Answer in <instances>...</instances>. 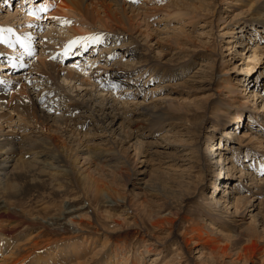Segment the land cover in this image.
Returning <instances> with one entry per match:
<instances>
[{
    "label": "bare ground",
    "instance_id": "bare-ground-1",
    "mask_svg": "<svg viewBox=\"0 0 264 264\" xmlns=\"http://www.w3.org/2000/svg\"><path fill=\"white\" fill-rule=\"evenodd\" d=\"M2 1H6L9 7L10 2L14 0H0L3 4ZM18 1V7L14 4L15 12L8 8L0 12V264H31L25 260L29 254L27 245L34 243L41 235L35 234L27 238L25 234L14 233L16 226L12 215L17 208V202L22 200L28 207L40 196L44 200L57 196L67 197L71 194L73 186L79 184L81 188L92 189L95 194L108 192L110 188L99 185L100 182L96 181L94 174H100L102 178L107 168L112 170L127 166L133 173L131 176L141 174L136 167L138 163L143 167L146 163L139 161L143 155V139L162 134L164 127H168V131L173 132V135L178 134L177 129L181 127L185 134L193 136L192 138H206L203 141L205 146L197 144L192 148V145L190 154L194 155L202 170H210L212 179L213 176L216 179L218 177V174H215L218 168L214 156L220 151L218 166L223 165L224 176L228 179L226 183L230 186L226 185L220 192H217L218 187L215 186L216 196L210 197L209 200L216 202V208L220 205L223 209L229 206L234 209L236 219L233 217V222L236 227L231 225L234 229L240 227L241 236L248 238L251 230V234L255 232L250 228L251 224H245L250 218L255 222L264 219V119L257 116L264 115V108L258 111L255 105L251 108L249 103L250 98L252 102L257 103L259 99L256 97L261 92L246 91L247 95H250L246 101L231 104L229 102H236L231 94H235L237 98L243 96L244 90L238 87L230 89L223 84L221 89L214 90L217 94L216 106L221 104L224 109L229 110L238 104L236 110L240 113L236 118H242L243 113L247 112L249 121L257 127L247 128L251 132L246 133V136L234 135V143L224 140L219 144L215 143L211 136L204 135L207 116L200 115L197 109L191 111L190 108L184 107L176 101L177 98L159 96L160 98L155 97L148 102L146 99L136 102L134 98L130 103L127 100L119 102L118 98L111 101L105 87H109V81L115 78L134 80V83H143L142 86L145 87L154 83L161 87L166 85L164 80L180 79L184 74L191 73L196 63L192 55H188L190 64H187V61L182 63L181 59L176 60L173 57L177 53L175 50H182L183 46L193 41L184 27L195 29L199 26V20H204L202 28L207 27L201 38H207L210 31L217 29L221 22L223 25L219 39L229 44L234 43V48H238L235 52L242 53L241 56L245 55L252 42L247 39L248 31L253 36L256 34L261 40L264 39V36H260V33L264 34V0ZM26 4L29 7H24ZM215 4H223L225 10H233L229 11L230 13L235 10L238 13L233 17L227 12L222 15L224 11L218 12ZM211 11L214 12V18L209 20L207 17ZM244 14L246 17H242ZM19 16L22 18L18 19ZM159 18L168 28L163 31L172 33L167 36V42H174L176 48L170 45L165 48L162 45L164 40L156 41L153 44L159 45L160 51L158 55H153V44L150 43L152 38H155V30L151 29V23ZM233 26L237 27L231 29ZM43 29L47 30L45 35L41 32ZM180 39L183 40L178 41ZM37 43L40 45V51L36 47ZM200 43H204L205 49L209 44L203 40ZM192 46L198 49L199 45L194 41ZM240 47L245 49L240 50ZM204 48L202 49L205 50ZM251 50L253 47L249 52ZM254 50L252 57L255 59L258 57L256 52H264V47H256ZM90 51L93 53H90L91 56L87 59L92 57L93 63L90 64L88 74L81 70L76 73L75 66L63 63V60L72 58L73 53L79 58L82 53ZM97 51L100 52L98 57L95 56ZM208 52L211 56L209 65L207 63L206 66L210 69L209 76L215 80L217 63L219 59H223V55L217 50L209 49ZM57 54H60L59 60H56ZM80 60H75L79 67ZM29 79L32 83L39 81L47 91L53 89L54 99L68 101L64 113L73 121V128H70L67 119L58 116L57 119L52 118L54 102L50 99L43 101L41 94L39 99L31 95ZM100 79L104 81L102 84H99ZM63 83L68 84V87ZM32 88L36 86L32 85ZM105 92L107 95H102ZM243 97L245 98V95ZM63 104L64 101H60V105ZM43 108L45 110H42ZM198 116L202 118L199 119ZM219 117L218 120L211 119L212 127H216V131L228 125V117ZM238 119L231 125L232 128L238 124ZM168 131H164L167 133L162 136L166 145L164 149L174 145L173 140L167 138L172 135ZM107 134L111 137L108 140L109 147L94 143ZM229 134L233 132L229 130ZM66 136L70 141L65 139ZM208 142H211L212 147L207 145ZM125 145V149L135 154L134 164L129 163L127 151L124 153L126 156L122 155ZM159 146V143L152 144V149H157L153 153L160 162L162 160L159 157L166 152L158 150ZM222 150L231 151L230 156L232 155L233 159L225 157ZM243 158L247 161H241ZM70 180H73L72 184ZM218 182L220 180L216 184ZM135 186L141 185L135 183ZM68 204L69 201H65V210L70 214L71 207H67ZM24 205L20 207L22 214L26 213ZM25 237L27 239H23ZM38 246L35 242L30 250ZM72 246L71 249L75 252L76 248ZM50 258H54L53 254L47 252L38 258L41 262L37 258L31 260L33 264H50Z\"/></svg>",
    "mask_w": 264,
    "mask_h": 264
},
{
    "label": "rangeland",
    "instance_id": "rangeland-1",
    "mask_svg": "<svg viewBox=\"0 0 264 264\" xmlns=\"http://www.w3.org/2000/svg\"><path fill=\"white\" fill-rule=\"evenodd\" d=\"M18 2V0H15V2L11 1L9 7H7L6 1L3 4L0 3V12H4L6 8L15 12ZM223 6V4H215L218 12L224 11L222 15L233 11L230 8L225 10ZM24 7L27 8L29 5L26 4ZM235 11L230 13L231 17L238 13ZM209 14L210 16L207 19L212 20L214 12L211 11ZM242 17H246V14L242 15ZM21 18L22 16L18 17V19ZM203 21L199 20V26L195 29L184 27V30L190 34L193 41L183 46L182 50H175L177 53L173 57L176 60L181 59L180 62L182 63L187 61L188 64L190 58L188 55H192L191 57L196 63L192 67L191 73L184 74L183 78L180 79L170 78L164 80V83L168 84L167 86L165 85L166 87L164 85L160 87L156 83L145 87L142 86L143 83H134V80L128 81L125 78H115L109 81V87H105V91L108 92V98L111 101L118 98L119 102L127 100L128 103L134 98L137 100L136 102H142L144 99L148 102L155 97H175L177 98L176 101L184 107L190 108L191 111H196L197 109L201 113L200 115L207 116L208 120L204 125V135L211 136L212 140L216 141L215 143L220 144L224 140L234 143V138H236L233 137L234 135L237 137L246 136V133L251 132L247 128L254 129L257 127H254L253 122L249 121L247 112L243 113L242 118H236L240 113L236 110L238 104L233 105L229 110L224 109L221 104L216 106L217 94L214 90L221 89L222 84L230 89L238 87L244 90L242 95H245V98L243 96L236 98L235 94H231L236 100V102H229L231 104L246 101L250 96L247 95L246 91L254 92L258 90V92H261L258 93L261 97H256V99H259L258 102L254 103L252 98H250L251 102L249 104L251 108L255 105L254 107L258 111L264 108L263 50L256 52L257 58L254 59L252 57L253 52H255L254 48L264 47V39L261 40L258 35L255 34L253 36L248 31L246 34L247 39L249 42L252 40V42H250L249 48L246 49L245 55L241 56L242 53L238 54L235 52L238 48H234V43L229 44L219 39L223 25L221 22L217 25V29L210 31V35L208 34L207 38H201L200 36L206 33L205 29L207 30L206 26L201 27L203 26ZM235 27L237 26L230 28L233 29ZM151 29L155 30V38H152L150 44L164 40L162 42L163 47L166 48V45H170L176 48L174 42L172 44L167 42V36H171L172 33L163 31L168 28L165 27L164 22L160 18L151 23ZM46 31V29H43L41 32L44 34ZM261 35L264 36V34L260 33ZM202 40L209 43L206 45L207 47L205 46L206 49L204 48V43H200ZM194 41L199 45L198 49L192 46ZM239 44H241L240 40ZM39 46L37 43L36 47L40 51ZM252 47L253 50L249 52ZM207 49L208 51L209 49L217 50L219 54L223 55V59H219L217 63L215 80H212L209 76L210 69L206 66L207 63L209 65V57L211 56ZM242 49L244 50L245 47H240V50ZM158 51H160L159 45L155 46L153 44V55H158ZM86 53L88 54L86 55ZM90 53L93 52H84L82 57L79 58H76L73 53L72 58L63 60V63L75 66L74 72L76 73L81 70L88 74L91 68L90 64L93 63L91 61L92 57L87 59V57L91 56ZM59 55L57 54L56 60L61 58ZM98 55H100V52H95V56L98 57ZM75 58L81 59L80 67L75 62ZM225 72L227 74H224ZM103 82V79L99 80V84ZM30 83L31 87L29 86V89L35 99H39L41 94L43 101L44 99H50L54 102V105L59 106L53 105L52 118L67 119L70 123L69 125H71L70 128H73V121L64 113L68 106V101L61 98L54 99L53 89L52 91H47V88L45 89V87L41 86L43 84L39 81ZM63 84L65 85L66 83ZM32 85H35L36 88H32ZM65 87H68V84ZM153 90L156 92H152ZM106 92L102 95H107ZM224 94L227 95L226 92ZM60 101H64V104L60 105ZM251 108L250 110H252ZM42 110H45V108ZM186 115L184 114V116ZM202 116H198V118L200 119ZM219 116L228 117V125L220 131H216V127H212L213 121L211 119L218 120ZM257 116L260 119H264V115L259 116L257 114ZM237 119L239 121L238 124L232 128L231 125ZM168 129V127H164L162 134L154 138L143 139L145 142L142 148L143 155L140 156L141 159L139 158V161L146 163L144 167L140 163L136 167L141 174L136 177L131 176L132 172L128 166L121 169L112 168V170L107 168L104 170L103 175H105L102 178L100 174H94L96 181L100 182L99 185L110 188L108 192L102 191L99 194H95L92 189L81 188L79 184L73 186L74 188L70 191L71 194H68L67 197L57 196L44 200L40 196L32 201L28 207L24 205L22 200L17 202L15 204L17 208H15V213L12 215L16 226L14 233L25 234L27 238H31L35 234H41L35 239L36 241L34 240L39 245L38 247H33L30 250L31 246L35 245V242L27 245L29 254L25 260L33 264L31 259H38L50 252L54 257L50 258V264H187L186 261L189 264H264V219H260L257 222L251 218L247 219V224L245 225L251 224L250 228H253L255 232L251 234V230L248 238L246 236L243 237L239 231L240 227L236 229L232 227V225L236 227L233 222L236 219L234 209L231 206L223 209L220 205H218L219 208H216V202L209 200L210 197L216 196V193H214L216 187H218L217 192H220L226 185L230 186L226 183L228 179L224 176L223 165L218 166L221 158L220 151H217L214 156V162L217 164L216 168H218L215 172V174H218L217 180L214 176L212 179L210 170H202L200 163L197 164L194 155L190 154V152L192 153L191 146L194 145L192 146L193 148L199 144L204 147L206 143L203 141L206 138L204 136L192 138L193 136L185 134L181 127H178L179 133L175 135ZM166 130L172 134L167 138L171 141L173 140L174 145L164 149L166 145L163 143L162 136L167 133L164 132ZM229 130L233 134L230 135ZM108 136L109 134L94 141V143L97 142L102 147L105 145L109 147L108 140L111 137ZM67 137L65 139L70 141ZM65 139H62L63 142L68 143ZM153 143H159L158 150H161L162 153L166 152V154H162L159 157L162 160L160 162L157 161L158 157L153 153L154 150H157L156 148L152 149ZM207 145L212 147L211 142H208ZM125 148H127V145L124 146L122 155L126 156L124 155V153L126 154L125 151L130 152L129 154L127 153V157L129 158V163L134 164L135 154ZM222 151L225 157L228 156L233 159L232 155L230 156L231 151ZM222 161H224V158ZM241 161L245 162L247 160L243 158ZM245 165L247 164L245 163ZM219 180L220 182L216 184ZM72 182L73 180H70L71 184ZM135 183L141 186L136 187ZM65 201L70 203L67 205V207H71L70 214L68 210H65ZM22 205H24L26 211L23 214L20 212ZM109 217L113 219L111 220ZM122 217L125 219L121 220ZM26 237L23 239H27ZM72 245L76 248L75 252L71 249L73 248ZM65 247L67 248L64 249ZM29 255L34 257L32 258ZM180 258L183 259L180 260ZM38 261L41 262V259H38Z\"/></svg>",
    "mask_w": 264,
    "mask_h": 264
},
{
    "label": "snow or ice",
    "instance_id": "snow-or-ice-1",
    "mask_svg": "<svg viewBox=\"0 0 264 264\" xmlns=\"http://www.w3.org/2000/svg\"><path fill=\"white\" fill-rule=\"evenodd\" d=\"M9 31H11V29H9Z\"/></svg>",
    "mask_w": 264,
    "mask_h": 264
}]
</instances>
